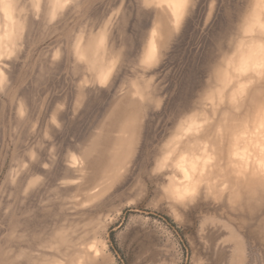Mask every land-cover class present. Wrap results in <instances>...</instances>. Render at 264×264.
Returning a JSON list of instances; mask_svg holds the SVG:
<instances>
[{
  "label": "rangeland",
  "instance_id": "374dc122",
  "mask_svg": "<svg viewBox=\"0 0 264 264\" xmlns=\"http://www.w3.org/2000/svg\"><path fill=\"white\" fill-rule=\"evenodd\" d=\"M0 264H264V0H0Z\"/></svg>",
  "mask_w": 264,
  "mask_h": 264
}]
</instances>
